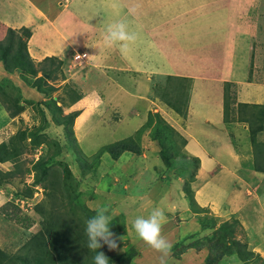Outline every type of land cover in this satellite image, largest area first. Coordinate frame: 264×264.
Here are the masks:
<instances>
[{"label":"crops","instance_id":"crops-1","mask_svg":"<svg viewBox=\"0 0 264 264\" xmlns=\"http://www.w3.org/2000/svg\"><path fill=\"white\" fill-rule=\"evenodd\" d=\"M120 20L138 34L127 55L102 44V31ZM22 27L31 30L28 50L39 62L47 57L66 62L81 53L92 56L82 62L92 78L104 73L101 80L106 83L98 85L110 91L118 105L117 123L130 122L136 113L145 124L153 115L150 111L160 112L186 138V153L200 159L194 195L199 207L212 210L220 220L216 228L225 222L245 224L247 212L264 215V172L253 166L264 144L257 145L256 152L248 136L243 147L240 133L250 135L248 123L224 118L226 83L235 87L237 103L249 105L248 112L259 104L256 100L264 102V82L256 83V77L264 76V0H0V32ZM156 78L164 79L168 93L177 82L183 84L180 113L165 99L169 94H159ZM25 96L41 98L33 89ZM98 103L97 94L82 93L70 106L80 111L75 128L96 124V117L103 120ZM7 138L0 133V143ZM239 166L249 169L237 173ZM239 183H246V189ZM164 226L174 230L173 223ZM212 226L201 224L199 231ZM252 251L264 258L260 249Z\"/></svg>","mask_w":264,"mask_h":264},{"label":"rangeland","instance_id":"rangeland-1","mask_svg":"<svg viewBox=\"0 0 264 264\" xmlns=\"http://www.w3.org/2000/svg\"><path fill=\"white\" fill-rule=\"evenodd\" d=\"M3 33L4 31L0 32V38L3 36ZM29 55L32 58L35 66L37 68H41L42 61L39 62L36 60V58L32 57L30 52ZM81 55L82 57L79 60L73 59L75 55L68 57L66 59V63H63L64 65H61L59 70L53 73L52 77L46 75V77L49 78L46 81L48 84H44V87L46 88L50 86L54 88L52 91L53 97L58 99L61 98L63 101L67 102L72 101L73 90H77L79 92L83 89L82 93L85 94V96H87V93L90 95H98L99 103L97 107L102 112L100 115L104 117L103 120L96 117V119L99 120L95 122L96 124L90 123L89 127L81 124V126L78 128H75V122L77 119L74 121L73 134L75 135L80 150L86 154L88 161H93V158L99 154V151L104 146L134 137L138 141L142 153L141 155L137 156L135 153H133L134 155H131L130 152H127L123 156L124 158L122 157V159L120 158L118 160L111 158L109 153H104V156L101 159V164H99L98 171L97 169L92 171L91 173L93 176L91 178L86 177L82 179L79 177V168L77 169L75 164H73V151L68 150L66 147V142L68 141L66 139L63 126L51 124L50 127L45 129V132H47L49 137L52 139L57 141L62 140L61 143L63 144L61 145L66 147L64 148L61 155L56 158V160H62L64 162H68L71 165V168L77 176V179L82 183L79 187L80 190L83 191L80 199L91 209L94 210L100 206H108L111 209L113 215L112 221L117 218L119 226L123 225L124 223L122 222L120 215H125V218L127 219V221L125 219L126 230L125 228L123 230L121 228L119 229L117 236H114V238H117L118 248L111 251L116 254H122L126 253L129 249L132 250L134 248L138 254L134 257L133 264H158V257L160 254L147 246L137 237V234L132 227V221L137 216L147 217L149 212L154 207H159L165 212L166 225L167 223H173V226L170 227L174 228V230H172L174 233L173 234L167 229V227L164 226L165 223L162 227V235L172 244L171 254L168 257V264H205L207 257L210 255L208 247H201L200 249H196V247H194L182 252V255L180 256H176L174 252V249L180 250L183 245H186V242L207 241L212 237L213 239H216L214 234L216 227H213V230L207 231H199V228L203 222L216 225L220 222V220L214 216L212 210L199 207L198 205L200 204L196 199V195H194L193 197L195 199V204L197 205L195 208L197 211H199L198 213H201L197 214V212H195L193 207L190 205L187 195L188 193L185 190L186 188L193 189V186L196 185L197 175L200 170V161L197 165L192 161L191 164L193 166L187 168L184 171H178V169L174 167L173 169L166 167L163 164V158L161 157L162 146L157 140L154 139V134L156 133L155 130L158 127L157 124L159 121V118L155 115H159L161 117L160 119L164 120V123H167L168 125L167 120L162 117L160 112L155 113L150 111L149 115L151 113L153 114L148 119L151 121L150 129H147V131L141 135H138V130L144 128V121H140V118L136 113L130 115V122L122 123L121 120L119 123H117L118 117H120V112H118L119 107L117 104H114V100H111L113 99L112 95H110L111 92H107L105 89L103 91L98 85L101 84V79L103 77L102 74L104 73H95V78L89 76L90 72L88 71V67H86L82 62V60L87 58V55L82 53ZM2 69L3 70L0 73V81H2L4 76L10 77L14 84H17L21 87V93H23V98L21 100L26 102L25 95L29 94L30 90L33 89L36 91V89L32 86H29L27 81L22 79L19 73H8L5 70L3 63ZM86 72L88 74V78L86 76ZM39 75H42L41 72ZM256 78L258 80L256 83L264 82V76ZM107 80L109 81V78ZM91 81L96 83L91 84ZM160 81L161 78L153 79V82L160 83L158 84L159 86L157 88L159 94H169L163 84L164 79L163 81ZM88 83L90 84L87 87L86 84ZM104 83H106V81H102V84ZM229 84L231 92L235 94V87L232 86L231 83ZM161 90H164V92ZM169 96L165 99L170 100L173 98L172 96ZM29 99L31 102L27 103L22 114L16 117H10V111L6 108L4 102L0 101V127L3 125L0 133L8 137L6 142L10 141L13 135L19 134L20 131L24 129H30L31 131L35 130V128L39 127V125L42 123V114L34 102L39 101L41 98L33 97ZM101 100L102 102H100ZM260 101L256 100V103L258 102L259 104H255V109L251 110L255 111L254 114H260L261 109L264 108V102L261 104ZM58 104H60V102H58ZM110 104H112V106ZM176 105H179L182 109L180 98L177 99ZM102 107H104V110H102ZM224 108H226L225 101ZM73 109H70V106H65V113L76 111ZM44 111H46L47 117L50 119V115H48V109L46 108ZM227 113L229 114V119L234 118V122L247 123L242 121V119H246L249 117V115L247 117L241 118L247 114H232L233 111L230 108L229 111H224V115ZM262 113L263 112H261V114ZM82 122L83 120L81 123ZM250 122L252 121L250 120L249 123ZM249 123L248 126L250 127L251 124ZM161 124L163 123L161 122ZM257 125L258 123L254 125V129ZM125 127L128 128L125 129ZM186 131H188V129H186ZM251 134L252 132L250 135L248 132L240 133V136L244 138L242 140L243 142L240 144H242L243 147L247 146L246 139L251 137L250 139L252 140L253 144H256L257 151L259 148L257 145L259 146L261 143L264 144V133H258L257 138L255 139ZM29 143L30 139L28 138L26 141L28 151L22 155L21 161L15 164L3 163L0 165V168L4 172L13 171V169L16 170L15 178H10L5 184H0V247L4 248L11 254L24 253L21 250L23 243L28 240L29 236L31 237V235H35L39 232L42 222L46 219L44 210L46 209V212L50 211L52 209V203L56 201L58 206L63 204L62 210L67 212L71 211L72 206V204L68 202L69 198L67 197V192L62 190V186L53 187L49 180L45 181L44 187L40 185H34L35 172L32 170L33 164L37 161L38 157L43 156L49 158L52 156L56 146L50 145L48 140V143H46L45 146L40 147L39 149L37 148L35 150H31L32 148H30L31 145ZM184 152L186 153V148L184 149ZM127 156L131 157L126 162ZM189 158L192 159L190 156ZM259 158H261L262 162L264 163L263 152H260ZM119 168L125 172L121 171ZM250 168L252 169V166ZM248 169L249 167L246 168L245 166H239L237 173L239 171H241V173L248 171ZM96 171L97 178L95 175ZM52 172L56 174L55 178H63L64 172L61 165L55 164ZM89 175L90 172L87 173V176ZM52 177L53 176L51 174V180H53ZM240 177L241 176L239 175L238 178L240 179ZM249 177H251V175ZM246 181L248 183L249 180L246 179ZM232 182H235V180H232ZM241 182L243 183L242 180ZM240 186H242V189H246V183L240 184ZM27 188L34 190V194L31 199L25 200L22 198L24 201L23 204L21 203L22 201L19 202V208H16L14 205H8V203H11L10 201L15 199V194L17 192L22 190L25 191ZM215 191L216 190L214 188H211L210 190L212 194L215 193ZM16 199L14 202H17ZM26 202L29 204H26ZM261 203L264 207V202ZM38 204H40L42 208H45L41 213H39L36 208ZM6 205H8L7 208H5ZM4 209H7L6 211L10 212V214H7ZM54 209H56V207ZM12 212H17L19 217L14 216V213ZM77 212L79 215H83L80 211ZM246 214H248L247 217L245 216L246 223L241 224V226H236L235 234L232 236V239L238 240L244 245L242 249L246 254L253 252L252 250L255 248L264 252V239H262L264 236V215L262 212L260 214L258 212H247ZM9 215H11V217ZM21 217H27L26 219H30L31 224L29 228H27L29 225L28 221L23 223L22 221L18 220ZM174 223L176 225H174ZM80 225L82 224L80 223ZM177 226H179L178 229ZM190 233L195 235L191 236V239L186 240V235H189ZM120 237H122V239H118ZM183 238L185 241L180 246H178L176 243H178L180 240H184ZM218 239V242L224 243L221 237ZM253 253L254 254L247 256L248 259H241L236 254L238 257L234 255L232 260L229 259L227 262V259H224V263L219 261L217 264H225V262H227L226 264H264V258L261 256L260 252ZM211 256L212 255L209 257Z\"/></svg>","mask_w":264,"mask_h":264},{"label":"trees","instance_id":"trees-1","mask_svg":"<svg viewBox=\"0 0 264 264\" xmlns=\"http://www.w3.org/2000/svg\"><path fill=\"white\" fill-rule=\"evenodd\" d=\"M1 30H3L4 33L6 32L5 36L0 39V62L3 63L5 70L8 73H19L21 78L26 80L27 84L34 87L43 97H41L39 101H34L42 114V123L39 127H34L35 130L31 131L30 129H24L20 131L19 134L13 135L10 141L0 143V163L11 162L15 164L21 161L22 155L28 151V146L26 145L28 138L30 139L29 144L31 145V150H35L37 148L39 149L40 147L45 146L49 140V144L56 146V149L53 155L49 158L43 156L38 157L37 161L33 164L32 170L35 172L34 185L44 187L45 181L49 180L53 187L62 186V190L67 192V197L69 198L68 202L72 204V206L71 211L67 212L62 210L63 204L58 206L55 201L52 203V209L55 207L56 209H51L46 212V209L44 207L42 208L40 204L37 206L35 205L39 213L45 209L44 215H46V219L42 222L41 229L37 234L31 235V237L29 236L28 240L23 243L21 250L24 253L22 254H11L4 248L0 247V264H93V256L95 253L90 252L87 249L85 226L86 221L95 215L96 209H91L80 199L83 191L80 190L79 187L82 183L77 179L71 165L62 160H56V158L61 155L66 147L68 150L73 151L72 153L75 161H73V164H75L77 169L79 168V177L84 179L86 177L91 178L93 176L91 173L92 171H95L96 169L98 171L99 164H101V159L104 156V153H109L111 158L118 160L120 158L122 159L127 152H130L131 155L133 153L137 154V156L140 155L142 153L141 147L136 138L131 137L118 141L114 144L104 146L99 151V154L93 158V161H88L86 154L80 150L75 135L73 134L74 121L80 114V111L76 110L65 113V106H71L80 100L82 98V93H80V91L78 92L77 90H73L72 101L67 102L63 101L61 98L58 99L52 96V91L54 90L52 86L48 88L44 87V84H46V81L49 79L46 75L52 77L53 73L58 71L61 65L66 63L65 60L58 61L59 59L56 57H47L44 61H42L41 68H37L28 52V40L31 36V30L26 27H22L20 29L3 28ZM40 72L42 75H39ZM170 78H172V81L174 80L175 82L178 79L176 77ZM182 86V83L177 82L173 88L171 87V89H169V95L173 97L169 100V103L175 110L177 109L179 113L182 109L176 104L178 98H181L182 101ZM21 92V87L14 84L10 77L4 76L2 81H0V101L4 102L6 108L10 111V117H16L22 114L27 103L31 102L29 98H26V102L21 100L23 98V93ZM224 101L226 107L224 108L225 112L226 110L229 111L230 108L233 111L232 114H247L241 118L249 115V117L242 119V121L247 123H249L250 120L252 121L249 123L251 124L250 133L252 132L251 135L254 139L257 138L258 133L264 131V111H262L264 108L261 109V112H263L262 114L261 112L260 114H254L255 111L248 112L247 108L249 105L246 103H237L236 95L231 93L229 83H226L225 85ZM58 102H61V104H58ZM235 104H237L236 108L233 106ZM46 108L49 111L48 115H50V119H48L46 111H44ZM155 116L159 118V121L157 124L158 127L155 130L156 133L154 134V139L162 146L161 157L163 158V164L171 169L174 167L178 169V171H184L187 168L192 167V161L197 165L200 159L189 155L192 157V159H190L189 156H187L188 154L184 152L187 144L186 138L174 127L164 123V120L160 119L161 117L159 115ZM224 118L225 121L234 120V118L229 119L228 113L224 115ZM161 122L163 124H161ZM255 123H258V125L254 129V125H256ZM51 124L63 126L66 139L68 141L66 142V147L61 145L63 144L61 143L62 140L57 141L52 139L49 137V134L45 132V129L50 127ZM150 126L151 121L148 120V122L144 124V128L138 130V135H141L147 131V129H150ZM263 148L264 146L260 147V150L262 149L264 155ZM55 164L63 167L64 175L62 179L60 177L55 178L56 174L52 172ZM254 168L257 171L264 172V163L259 156L255 159ZM120 170L123 171L122 169ZM15 171L16 170L13 169V171L4 172L0 168V184H5L8 179L13 177L15 178ZM97 171L95 173L96 178ZM89 172L90 175L87 176V173ZM51 174L53 176L52 179L54 180L55 178L54 181L50 179ZM185 190L188 193L187 195L190 205L193 207L195 212L199 214V211L195 208L197 205L195 204V199L193 197L194 190L191 188H186ZM33 194L34 190L28 188L25 191L22 190L17 192L15 194V199L18 198L16 199L17 202H14V199L10 201L11 203H8V205H14L16 208H19V202L22 201L21 203L23 204V199H31ZM26 204L29 203L26 202ZM8 205H6L5 208H7ZM4 210L6 211L7 209ZM77 211H80L83 215H79ZM6 213L10 214V212L7 211ZM12 213H14V216L19 217L17 212ZM11 215L9 216L11 217ZM120 216L122 218V222H124L123 225L119 226L117 218L111 221L110 224V230L114 236H117L120 228L122 230L125 228L126 230L125 215L121 214ZM26 218L21 217L18 220L23 223L28 221L29 225L27 228H29L31 224L30 219ZM80 223L84 226L80 225ZM236 223L238 222H225L217 227L214 233L216 239H213L212 237L207 241L186 242V245H183L180 250L174 249L175 255L180 256L182 255V252L194 247H196V249L208 247L210 255L212 256L209 257V255L207 257L205 264H217L219 261L224 263V259L229 260V257H233L236 254L241 259H248L247 256L254 253H244L242 249L244 245L240 241L232 239V236L235 234ZM202 225L205 228L211 224L203 222ZM213 227H216V225H213L212 228ZM194 235H189L186 237V240L191 239V236ZM220 237L224 243L218 242V238ZM184 241L185 239L180 240L176 244L180 246ZM133 249H129L126 253L116 254L109 250L105 245L97 251H103L106 256L109 257V264H133L134 257L138 254V252Z\"/></svg>","mask_w":264,"mask_h":264},{"label":"clouds","instance_id":"clouds-1","mask_svg":"<svg viewBox=\"0 0 264 264\" xmlns=\"http://www.w3.org/2000/svg\"><path fill=\"white\" fill-rule=\"evenodd\" d=\"M101 35L103 47H116L122 55H127L131 46L138 39V34L130 30L128 23L124 20L108 24ZM89 57L92 56L87 58ZM112 219L111 209L108 206H100L96 209L95 215L86 221L87 249L95 253L93 264H109V257L103 251L97 250L105 245L109 250L118 248L117 238H114V234L110 230ZM165 221V212L159 207H154L147 217L137 216L132 221V227L137 237L160 254L158 264H168V257L172 249V244L162 235ZM118 239H122V237Z\"/></svg>","mask_w":264,"mask_h":264},{"label":"built area","instance_id":"built-area-1","mask_svg":"<svg viewBox=\"0 0 264 264\" xmlns=\"http://www.w3.org/2000/svg\"><path fill=\"white\" fill-rule=\"evenodd\" d=\"M81 57H82L81 54H77V55H75L74 60H79V59H81Z\"/></svg>","mask_w":264,"mask_h":264}]
</instances>
